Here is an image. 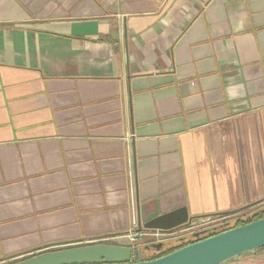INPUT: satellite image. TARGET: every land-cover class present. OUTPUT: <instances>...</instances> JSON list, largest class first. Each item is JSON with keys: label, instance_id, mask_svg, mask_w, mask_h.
I'll list each match as a JSON object with an SVG mask.
<instances>
[{"label": "crops", "instance_id": "obj_1", "mask_svg": "<svg viewBox=\"0 0 264 264\" xmlns=\"http://www.w3.org/2000/svg\"><path fill=\"white\" fill-rule=\"evenodd\" d=\"M263 207L264 0H0V264Z\"/></svg>", "mask_w": 264, "mask_h": 264}, {"label": "water", "instance_id": "obj_2", "mask_svg": "<svg viewBox=\"0 0 264 264\" xmlns=\"http://www.w3.org/2000/svg\"><path fill=\"white\" fill-rule=\"evenodd\" d=\"M232 215L233 213H229L216 217ZM209 219L210 217L191 218L183 208L158 217L143 226L140 225L138 233L172 232ZM151 247L161 248L163 245ZM262 248H264V219L228 230L152 261H140L138 249L134 250L130 246L102 243L41 253L15 264H225ZM133 255L134 259H132Z\"/></svg>", "mask_w": 264, "mask_h": 264}, {"label": "flooded vegetation", "instance_id": "obj_3", "mask_svg": "<svg viewBox=\"0 0 264 264\" xmlns=\"http://www.w3.org/2000/svg\"><path fill=\"white\" fill-rule=\"evenodd\" d=\"M262 211H264V207L260 208V209H256L254 211H252L251 213L247 212H239V213H235L233 214L231 217H229V219H226V216H221V217H217L215 221H217L216 223H214L211 227L203 229L200 232L195 233L194 235L188 230L186 229L187 227H181L178 228L176 230H182V235L180 238L177 239V241L175 242H180V243H188V244H194L196 242H200L204 239H206L207 237H209L212 234H216V233H223L226 232L227 229H229L230 227H232L233 225H235L237 223L238 220H251L252 216L261 213ZM247 214L246 216H244L243 214ZM242 215V216H240ZM225 219V220H222ZM219 220V221H218ZM198 235V236H196ZM170 243V242H169ZM163 247L161 248H157V247H150L149 245H141L142 248H146L149 247L150 250L147 251H151L153 253H161L163 252L166 248H165V244H162ZM144 251L142 252L143 255ZM145 257L142 258V260H144ZM225 264H264V248L250 252L248 254H245L241 257H238L230 262H227Z\"/></svg>", "mask_w": 264, "mask_h": 264}, {"label": "built area", "instance_id": "obj_4", "mask_svg": "<svg viewBox=\"0 0 264 264\" xmlns=\"http://www.w3.org/2000/svg\"><path fill=\"white\" fill-rule=\"evenodd\" d=\"M229 217H231V216H226V219H229ZM216 218L217 217H210V219L207 221H198L190 227H188V226H185V227H187L186 229H188L194 235L195 233L200 232L203 229L211 227L214 223L217 222V221H215V220H217ZM222 220H225V219H222ZM184 229H182V230H184ZM182 230H174L172 232L153 231V233L150 235L145 234L144 236H151L152 238H154V241L146 243V245H149L151 247L152 245L166 244V243H169L170 241L172 242V240L177 241V239L180 238L182 235V232H181ZM131 241L135 242L136 240L131 238ZM175 241H173V242H175ZM130 247H132L134 250L138 249V252H139L138 258L140 261H143L142 260V258H143L142 250H141L142 246L141 245H136V246L130 245ZM132 259H134V255L132 256Z\"/></svg>", "mask_w": 264, "mask_h": 264}, {"label": "trees", "instance_id": "obj_5", "mask_svg": "<svg viewBox=\"0 0 264 264\" xmlns=\"http://www.w3.org/2000/svg\"><path fill=\"white\" fill-rule=\"evenodd\" d=\"M261 219H264V211H262L259 214H256V215L252 216L251 220H247V219L238 220L235 225H233L232 227H230L226 231L234 229V228H237V227H241V226H244V225H247V224H250V223H252L254 221H258V220H261ZM218 234H221V233L212 234V235H210L207 238L216 236ZM169 244H170V246L166 247V245H169ZM191 244H188V243L184 244V243H180V242L166 243L165 244V248L166 249L163 252H161V253H153L151 251H147V250H150L149 247L143 248L144 255H145V259L143 261H152V260H156V259L162 258V257L170 255V254H172V253H174L176 251H179V250H181V249H183V248H185V247H187V246H189Z\"/></svg>", "mask_w": 264, "mask_h": 264}, {"label": "rangeland", "instance_id": "obj_6", "mask_svg": "<svg viewBox=\"0 0 264 264\" xmlns=\"http://www.w3.org/2000/svg\"><path fill=\"white\" fill-rule=\"evenodd\" d=\"M254 211V210H253ZM252 211H247V214L248 213H251ZM246 213L245 214H243L244 216H246L247 215ZM240 216H242V215H240ZM243 217V216H242ZM204 221H207V220H204ZM153 233V231H143V232H141V233H133L132 235H130L129 236V238H128V244H130V245H144V244H146V243H149V242H152V241H154V238H152L151 236H144L145 234H148V235H150V234H152ZM131 238H133V239H135L136 241L134 242V241H131ZM173 241H175V240H172V242ZM171 242V241H170ZM117 244L118 245H122V246H124V244H125V241L124 240H118L117 241ZM158 244V243H157ZM167 246H170V244L169 245H166V247ZM142 251H143V248L141 249Z\"/></svg>", "mask_w": 264, "mask_h": 264}]
</instances>
